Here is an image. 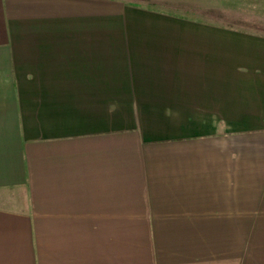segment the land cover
Here are the masks:
<instances>
[{
    "label": "crops",
    "instance_id": "obj_1",
    "mask_svg": "<svg viewBox=\"0 0 264 264\" xmlns=\"http://www.w3.org/2000/svg\"><path fill=\"white\" fill-rule=\"evenodd\" d=\"M148 1L0 0V264H264V34Z\"/></svg>",
    "mask_w": 264,
    "mask_h": 264
},
{
    "label": "rangeland",
    "instance_id": "obj_2",
    "mask_svg": "<svg viewBox=\"0 0 264 264\" xmlns=\"http://www.w3.org/2000/svg\"><path fill=\"white\" fill-rule=\"evenodd\" d=\"M145 4L148 0H133ZM159 2V1H158ZM179 6L190 5V11L198 12L196 18H216L222 20L224 29L254 31L264 34V0H176ZM176 12L177 8L175 9ZM203 10L204 12H200ZM202 16H200V15Z\"/></svg>",
    "mask_w": 264,
    "mask_h": 264
}]
</instances>
